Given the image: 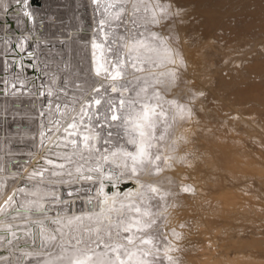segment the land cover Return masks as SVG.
<instances>
[{"label": "bare ground", "instance_id": "bare-ground-1", "mask_svg": "<svg viewBox=\"0 0 264 264\" xmlns=\"http://www.w3.org/2000/svg\"><path fill=\"white\" fill-rule=\"evenodd\" d=\"M174 10L0 0V264H52L59 249L118 239L132 264H179L175 197L198 188L180 178L194 158L180 129L182 26L160 14Z\"/></svg>", "mask_w": 264, "mask_h": 264}, {"label": "rangeland", "instance_id": "rangeland-1", "mask_svg": "<svg viewBox=\"0 0 264 264\" xmlns=\"http://www.w3.org/2000/svg\"><path fill=\"white\" fill-rule=\"evenodd\" d=\"M172 1L176 10L160 14L182 26L174 38L183 64L180 129L185 160L194 158L180 178L198 188L190 200L186 191L175 197L178 263L264 264V66L253 67L264 65V0ZM243 90L250 92L240 96ZM127 178L124 191L135 189ZM105 241L113 247L59 249L52 264H122L117 253L132 264L124 247L115 251L121 240Z\"/></svg>", "mask_w": 264, "mask_h": 264}, {"label": "water", "instance_id": "water-1", "mask_svg": "<svg viewBox=\"0 0 264 264\" xmlns=\"http://www.w3.org/2000/svg\"><path fill=\"white\" fill-rule=\"evenodd\" d=\"M27 47H28V45H27Z\"/></svg>", "mask_w": 264, "mask_h": 264}]
</instances>
